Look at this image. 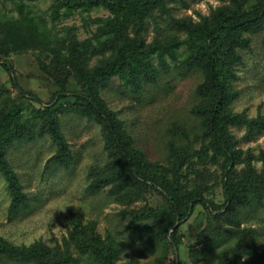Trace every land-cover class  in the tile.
Here are the masks:
<instances>
[{"label":"trees","instance_id":"obj_1","mask_svg":"<svg viewBox=\"0 0 264 264\" xmlns=\"http://www.w3.org/2000/svg\"><path fill=\"white\" fill-rule=\"evenodd\" d=\"M38 1L0 0L14 4L18 12L12 16L0 12L2 66L10 71L7 62L13 54L51 52V74L60 85L50 105L34 107L29 115V104L23 102L28 91L13 77L18 96L14 97L9 87L0 86V174L10 195L9 219L28 216L40 202L25 191L10 154L19 144L48 137L56 147L50 162L57 169H68L75 157L60 114H70L97 123L105 141L109 159L90 169V193L108 188V197L121 202L137 200L149 189L162 194L167 209L144 206L132 214V230L144 239V254L159 252L156 264H264L259 230L241 227L248 219L245 216L250 218L252 212L264 207V149L254 156L263 163L258 171L239 146L241 141H252L264 133V114L251 117L234 108L240 94L236 82L243 52H251L253 36L264 33V0H225L227 4L209 15L198 12L196 21L176 17L170 0H47L53 21L95 9L108 11L106 17L94 19L96 29L83 39L70 27L64 35L56 34L47 20L33 11L31 3ZM151 26L155 34L150 41ZM192 74L202 77L196 88L199 104L192 111L199 119L202 134L198 137L204 144L193 149L188 139L190 126L176 124L174 134L187 141L179 147L170 142L174 154L167 164L153 161L136 145L103 91L145 96L169 76ZM72 75L79 88L69 80ZM233 128L245 129L241 139ZM244 160L246 166L238 169ZM196 161L220 166L222 203L210 196L214 186L204 182L192 185ZM197 173L203 175L201 170ZM199 204L207 210V223L188 252L189 260L176 256L169 260L174 246L179 248L180 233L174 225L178 218L188 219ZM73 218L69 236L56 247L42 241L15 244L0 236V264H77L76 253L93 264H122L118 240L104 238L95 223L85 225Z\"/></svg>","mask_w":264,"mask_h":264},{"label":"rangeland","instance_id":"obj_2","mask_svg":"<svg viewBox=\"0 0 264 264\" xmlns=\"http://www.w3.org/2000/svg\"><path fill=\"white\" fill-rule=\"evenodd\" d=\"M227 3L225 0H170L169 5L176 17H192L196 21L200 18L198 12L206 16ZM31 5L33 11L42 15L56 34L62 36L70 27L75 29L81 39L89 37L96 29L94 19L109 14L104 9H95L90 13L62 16L53 21L50 15V1L40 0ZM0 12L11 16L18 14L14 4L8 2H0ZM154 34L151 26L148 35L150 41ZM243 54L244 62L239 66L236 82L240 94L234 108L239 112L247 111L249 116L256 117L259 113L264 114V33L254 35L252 51H244ZM52 58L51 52L40 50L13 54L7 62L10 71L0 62V86L9 87L13 96H18L19 90L11 83L13 77L28 91V100H23L24 104H29L28 115L34 111V107L50 105L54 94L60 89L58 80L51 74ZM69 80L74 87L79 88L73 75ZM201 80L200 74L185 78L169 76L156 85L157 87H153L149 95H122L108 90L103 91V94L109 107L117 111L124 121L136 145L142 148L151 160L167 164L174 154L170 142L174 141L179 147L187 141L184 137L174 134L176 124L190 126L188 139L192 140L193 149L198 150L204 144L198 137L202 134L199 119L192 111L199 104L196 88ZM60 117L75 161L68 169L54 167L50 158L55 154L56 147L48 137L17 145L10 154V160L25 191L31 197H39L40 202L28 216L10 220V195L7 183L0 174V236L15 244L30 245L42 241L50 247H56L58 243L64 244V240L69 236L70 228L74 227L75 216L85 225L95 223L97 232L104 238L112 236L118 240L123 250L120 263L156 264L159 252L144 254V239L137 238L132 230V214L144 206L167 209L168 205L162 194L149 189L137 200L121 202L108 197V188L96 194L90 193L87 190L90 169L93 166L105 165L109 159L104 148L101 127L75 115L60 114ZM233 131L238 139L245 133L244 128H233ZM239 146L244 151L243 157H251L253 166L261 171L263 163L257 161L254 156L264 149V133L252 141H241ZM196 163V170L191 173L192 185L195 187L197 182H204L214 186L210 196L222 203L225 197L220 166L210 161L205 165L199 161ZM246 164L244 160L238 165V169L244 168ZM184 169L187 170L186 165ZM198 170H201L203 175L197 173ZM206 213V208L199 204L188 219L180 220L176 227L180 233L179 248L174 246L175 252L169 254V260L173 261L175 256L186 262L189 260L188 252L198 243V235L207 223ZM245 217L248 219L241 227L257 228L261 239L259 247L264 249V207L252 212L250 218ZM75 256L79 259L77 264H93L83 260L77 253Z\"/></svg>","mask_w":264,"mask_h":264},{"label":"water","instance_id":"obj_3","mask_svg":"<svg viewBox=\"0 0 264 264\" xmlns=\"http://www.w3.org/2000/svg\"><path fill=\"white\" fill-rule=\"evenodd\" d=\"M179 222H180V218H178V220H177L176 224L174 225L173 229H175L177 227V225L179 224Z\"/></svg>","mask_w":264,"mask_h":264}]
</instances>
